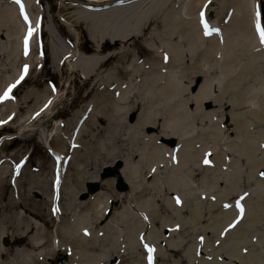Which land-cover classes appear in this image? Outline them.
<instances>
[{
  "label": "rangeland",
  "instance_id": "obj_1",
  "mask_svg": "<svg viewBox=\"0 0 264 264\" xmlns=\"http://www.w3.org/2000/svg\"><path fill=\"white\" fill-rule=\"evenodd\" d=\"M31 1L35 6L27 16L38 22V51L17 93L0 107V127H5L0 128V179L6 177L0 182V264H18L30 255L35 256L29 264H76L75 256L84 251L98 258L92 264H148L145 245L154 249L153 264H245L248 259L264 264V140L247 151V158L238 153L245 151L243 142L238 149L233 144L236 121L243 124L244 142L252 137L259 141L264 132L258 117L264 107V44L255 25L259 14L264 30V0H252L241 14L228 0H198L196 5L194 0H158L157 6L155 0L151 5L144 0L135 18L147 19L139 26L143 30L139 33L134 25L137 33L128 37L129 29L110 27L100 15L85 13L141 0L96 7L83 0ZM10 5L16 7L13 0ZM243 12L250 16L251 36L245 31L244 43L237 40L228 50L226 32ZM202 16L214 30L210 35L204 34ZM190 19L195 27L188 26ZM97 45L106 49L99 51ZM175 48L184 51L183 66L170 61ZM109 56L114 57L102 68L94 67L97 76L87 74L90 65L82 59ZM254 56L259 66L250 62ZM230 64L236 66L226 74ZM19 68L7 76L15 80L24 67ZM182 69L180 100L189 124L181 138L164 126L170 120L164 117L160 90L150 101L141 80L156 75L161 86L168 74ZM206 80L214 81V90L209 86L200 101L196 93ZM245 90L244 100L236 103ZM252 91L259 94L253 98ZM137 118H147L146 124H138ZM153 147L165 148V155L151 159L147 152ZM185 151L194 153L183 165L180 154ZM255 153L258 158L252 157ZM237 166L239 180H232ZM176 171L180 176L173 186L168 178ZM146 200L153 210L147 224L137 225L141 228L134 240L123 212L138 216L139 203L143 206ZM237 201L243 217L225 232L240 216ZM167 202L173 207L168 209ZM18 203L22 206L16 207ZM4 237L16 244L5 247ZM183 251H188L185 256Z\"/></svg>",
  "mask_w": 264,
  "mask_h": 264
},
{
  "label": "bare ground",
  "instance_id": "obj_2",
  "mask_svg": "<svg viewBox=\"0 0 264 264\" xmlns=\"http://www.w3.org/2000/svg\"><path fill=\"white\" fill-rule=\"evenodd\" d=\"M83 1L87 2L86 4H88L89 7H91L90 5H93L96 7V5L101 6V5H104L108 2H111L113 0H83ZM155 1H156V3H155L156 6L160 4L158 2V0H155ZM196 1H198V0H194V4L196 3ZM228 1H229V3L236 4L237 14H241V9L243 7L246 10V8L248 9V5H250V7H251V5L253 4L252 0H228ZM24 2L26 4V5H24V9H25V12L27 14L28 12H30V9L35 6V4L31 0H24ZM97 3H100V4H97ZM142 3H144V0L134 2L131 5H129V7L128 6H123V7L120 6V7L112 8L110 10L105 9L107 11L104 10V11L100 12L99 14H92V13H89V14L85 13V14L88 17H94V18H97L100 15L101 18L108 20V25L110 27L113 23V25L117 24L119 26L125 27L126 29H129V31L127 33H125V37H128V36H131L132 34L137 33V31L132 29V27L134 25H137V30L139 33L143 30L142 29L143 27L139 30V26H141L143 23H145L147 19H140V20L135 19L136 15L138 13H140L141 11H143ZM149 3L151 5L153 3V0H151V2H149ZM15 5L17 8L14 5H10V0H0V96L3 95V93L7 89L8 85L15 83L19 79L22 71L15 77V80H13L14 79L13 77H10L7 75H11V74L15 75L17 70L19 71V69H20L19 67H21L22 65H23V67L25 65H27L29 68H31L30 67L32 64L31 57L33 56V53H36L38 51V45H37L38 42H37V40H34V38L37 34V31H38L37 19H29V24H25L23 17L20 15L19 5H17V4H15ZM26 6H30V7H26ZM182 9L183 10L181 11L180 14L184 15V8L182 7ZM242 14L243 15H240L237 17L238 21H236L234 27L232 25L231 27H229V29L226 32V37H227L226 42H228L230 44V48H228V50H232L231 47L234 45V42L237 40L244 43L245 39L247 38V36L246 37L244 36L245 35L244 32L246 31L247 33H249L247 28L250 27V16L246 17L245 12H243ZM245 19H247V21L249 22V26H248L247 21ZM255 25H256V22H255ZM29 26H31L34 31H33L32 36L28 38V53H27V55H25L24 41H25V38L27 36V31H28ZM69 26H72V25L70 24ZM188 26L189 27L190 26L195 27V23L193 22V19L189 20ZM190 30L192 31V27ZM249 35L251 36L250 33H249ZM238 36H241L240 39H238ZM32 41H33V43H32ZM97 44H99V42H97ZM114 45L117 46L118 44L114 43ZM97 46L99 47V45H97ZM243 46L244 45H242V47ZM151 47L153 49L155 48V46H151ZM109 48L112 49L113 46L109 44ZM211 48L214 49V46L212 45ZM104 49H106V48L105 47H99V51L103 52ZM172 50H173L174 56L173 57L171 56L170 61H172L173 64H178V66L180 64H182L181 66H183V64L185 63L186 57L183 55L184 51H182V48H175ZM197 50H199V49H197ZM113 57L114 56H109V57H107L106 60H104V58H100L103 61H99V60L90 61V60H86V59H82V60L84 63L87 62L86 63L87 65H90V67H87V69H86L87 74H90V77H94V76H97V73H98V69L96 70L94 67L97 66L98 68H102L101 67L102 64L103 65L107 64L110 60L113 59ZM255 57L256 56H254L250 60V62H252L255 65L253 67L259 66V64L255 63ZM207 60H209V59H207ZM261 61H264V57L261 58L260 62ZM226 63H228V62H226ZM229 63H231V61ZM235 66L236 65L231 67V64L228 67L226 66V69H225L226 74L228 71L233 70ZM245 67L246 66L240 67V69H242L241 71H243ZM128 68L132 69V63L128 64ZM197 71L198 70H196L195 73H197ZM240 74H242V73H240ZM184 77H185V73H184V70L182 69L179 74H176V75L175 74L173 75L171 73L168 74L164 78V83L161 86H159V84H161V82H159V81H161L162 78H158V76H156V75H154V76L150 75L148 78L141 80L142 84H144V86H143L144 96L146 98L147 97L150 98V101L152 100L151 99L152 96L154 94L156 95V93H158V91L156 92V90H160V92H161L160 98L163 101V107H162L164 110L163 113L165 114L164 117L167 120L168 119L170 120L169 123H166L164 126L168 130L173 131V134L175 136H179L181 138L184 136L185 127H187L189 124L188 122L185 121L187 114L184 110H182L183 101L180 100V94L183 91L182 86H181V81ZM168 78H169V82H167ZM23 82H25V80ZM209 86H211V89L214 90V81L206 80L204 82V85L202 87H200V91L198 93H196V95H197L196 97H198L197 99H199L200 101H203L204 99H206V95H208V93H209ZM227 86H229V85H227ZM17 87L18 86H16L12 90V92H11L12 95L17 93V91H18ZM136 88H137L136 85H134V87L132 89L136 90ZM246 93H247V90H245L241 94L239 92V98H241V97H243V98L241 100L240 99L237 100L236 103H241V101L244 100ZM257 94H259V93L252 91L253 98H255L256 97L255 95H257ZM135 97L137 99H139L138 96H135ZM36 98L38 100L39 96H37ZM155 99H156V97H155ZM8 101H10V100L0 101V107L6 105V103ZM29 102L30 101H25V104H28ZM7 106H5L4 108H6ZM111 106L112 105L110 104L109 107H111ZM18 110H20V107H18ZM113 111H115L117 113V107ZM27 113H29V112H27ZM152 115H153V110H151L148 113L147 118L149 120H151L153 118ZM140 116H142V115L140 114ZM258 117L264 121V107L262 108L261 114L258 115ZM35 118L37 119L38 116H36ZM147 118L146 119L144 118L143 120H141V118H137L138 124H141V125L146 124ZM165 122H166V120H165ZM131 126L132 125L127 124L128 128ZM0 128H5V127H0ZM242 128H243V124L236 121V126L234 128V131H235V134H237V136H236V138H235L236 140L233 142V144L238 149V147H240V142H243L242 147H245V151L242 149L241 150L238 149V153H241L245 158H247V156H248L247 151H249L251 148H253L255 145H257L258 142H262L264 140V132L260 133L261 137H259V141L256 142V138L252 137L251 142H248L250 139L248 141L244 142L243 141L244 134L242 132ZM149 144H152V142H149ZM48 147H49V145H48ZM147 153H149L148 156H150L151 159H157V158H161L160 155H165L166 150H165V148L153 147ZM193 153H194L193 151L192 152L185 151L183 154H180L183 156V165H186V162L191 161V158L187 157V156H191ZM59 155H60V153L58 152V154H56V156H59ZM252 157L258 158L259 153L258 154L255 153L254 156H252ZM263 157H264V154H263ZM152 161H155V160H152ZM196 161H197V155L192 157V162L194 164H196ZM155 165H157V163ZM171 169L174 170L175 168H171ZM180 169H181V165L179 166L178 170H180ZM132 172L136 173V175H138V173H139V171H137V170H132ZM240 172H241V170L237 166V172L230 175L232 177L231 179L235 180V178H236L237 180H239V177H240L239 173ZM4 174H6V173L2 172V176ZM179 176H180V174L176 171L173 174L172 178L171 177L168 178V183L170 185L174 186L175 182L178 180ZM181 179L183 181H185L187 178L185 176L181 175ZM5 181H6L5 176L2 177V179H0L1 183L5 182ZM45 182H46L45 180L39 181L40 184H45ZM189 186L191 187V185H189ZM256 191H258V190H256ZM194 195H195V193H194ZM81 199H83V196H81L79 198V200H81ZM149 200H146L145 203L143 204V206H142L141 202L139 203V205H140L139 207H142L139 210L140 211L139 215H141L144 218L146 217V215L150 214L151 210H153L151 208L150 209L147 208V205L149 206L151 204V202ZM21 206H22V203L16 204V207H21ZM166 207L168 209H170L173 206L171 205L170 202H167ZM182 208L184 209V207H182ZM182 208H181V211H183ZM175 209H178V208L175 207ZM196 209H200L199 203H197ZM177 214L178 213H176V215ZM123 215L126 216L123 223L130 225L128 227V229H130L132 231V236H133V239L135 240V237L137 234L136 229L141 228V227H137V225L143 226V223L135 212L132 213L131 211L127 210V211L123 212ZM225 218L228 221H230L232 219L230 216H227ZM78 220L79 219L76 220L77 224H78ZM19 240L24 241L23 238H19ZM94 242H95V244L98 243L96 240ZM182 242H184V239H182ZM105 243H108V241ZM98 247H99V245H98ZM137 249H138V246L134 245L132 248V252H135ZM54 250H55V248H54ZM187 252L188 251H185V254ZM185 254L183 251V256H185ZM33 256H35V255H30L29 259L25 258L24 260L19 261L18 264H29V263L33 262V259H34ZM0 257L3 258L4 255H1ZM75 257H76L75 258L76 264H92L93 261L98 259L96 257L94 258L92 255L88 254L85 251L81 255L79 254V255H76ZM28 261H29V263H27ZM229 262H231V260H229ZM246 262L247 263H245V264H251V263H249V259ZM242 264H244V263H242Z\"/></svg>",
  "mask_w": 264,
  "mask_h": 264
},
{
  "label": "snow or ice",
  "instance_id": "obj_3",
  "mask_svg": "<svg viewBox=\"0 0 264 264\" xmlns=\"http://www.w3.org/2000/svg\"><path fill=\"white\" fill-rule=\"evenodd\" d=\"M13 2L15 4L19 5L20 15L23 17L25 24H29V19H28V16H27L26 12H25L24 5L22 4L21 0H13ZM201 22L203 24L204 34L206 36L207 35H210L214 30L211 29L208 26V24L203 21V16L201 18ZM256 27H257V30L260 32V42H261V44H264V30H261L260 29L259 14L257 15ZM33 31H34L33 28L31 26H29L28 27V31H27V36H26L25 41H24V51H25V55H27V53H28V38L32 36ZM27 72H28V66L25 65L24 68H23V70H22V72H21V75H20L19 79L15 83H12V84L8 85V87L4 91L3 95L0 96V101L12 99V96L10 95L11 92H12V90L24 79V77L27 74ZM53 90H55V89H53ZM49 103H51V102L49 101ZM204 163L205 164H208V160L206 159L204 161ZM262 175H264V174H262ZM56 184H57V186L59 185V179L56 180ZM241 199H243V197H241ZM176 203L178 205L181 203V201L179 200V198L176 199ZM236 207H237V209L240 212V216L235 221H233L232 223H230L228 225V227L224 230L225 232H227L230 229L234 228L240 222V219H242V217H243L244 209L240 206L239 201H237ZM224 208L227 209L228 208V205L225 204L224 205ZM58 210L59 209H54V211H58ZM84 234L85 235H89V233L86 230H85ZM145 248H146L147 253H148V256H147L148 264H153V255L152 254L154 252V249L151 248V247H148L147 245H145Z\"/></svg>",
  "mask_w": 264,
  "mask_h": 264
},
{
  "label": "water",
  "instance_id": "obj_4",
  "mask_svg": "<svg viewBox=\"0 0 264 264\" xmlns=\"http://www.w3.org/2000/svg\"><path fill=\"white\" fill-rule=\"evenodd\" d=\"M4 245L5 246H10V240L9 239H4Z\"/></svg>",
  "mask_w": 264,
  "mask_h": 264
}]
</instances>
